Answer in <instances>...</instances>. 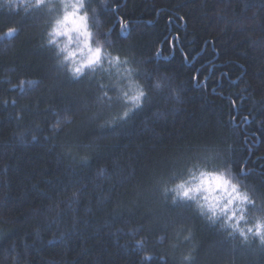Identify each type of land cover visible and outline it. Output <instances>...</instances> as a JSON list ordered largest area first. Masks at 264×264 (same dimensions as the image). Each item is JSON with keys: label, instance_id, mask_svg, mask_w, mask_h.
Returning <instances> with one entry per match:
<instances>
[{"label": "trees", "instance_id": "1", "mask_svg": "<svg viewBox=\"0 0 264 264\" xmlns=\"http://www.w3.org/2000/svg\"><path fill=\"white\" fill-rule=\"evenodd\" d=\"M120 3L131 17L129 29L124 31L120 30L111 5L101 9L103 23L113 25L109 35L116 46L124 47L132 40L138 56L153 55L154 46L161 41V48L177 47V54L166 63L188 82L181 84L176 76L165 78L166 87L170 79V86L179 89L183 96L170 105L161 94L154 93L144 110L115 133L108 129L97 131L89 114L79 112L77 87L53 75L51 50L40 47L35 35L38 23L35 14L29 19L0 12V33L12 22L20 21L25 25L22 37L0 35V56L11 52L10 44L17 47L14 56L0 62V93L7 92L11 83L5 69L9 64L14 65L15 68L9 69L13 82L17 77H24L14 94L29 103L26 120L41 125L35 143L27 148L16 147L21 141L8 138L16 123L15 110L0 105V168L6 166V172L0 171V221L8 228L0 234V264H9L17 251L21 264L25 259L31 264H43L46 258L53 264H125L123 253L114 249L112 240L103 230L97 233L95 228L104 219L108 221L109 231L116 225L125 228L142 225L147 218L141 216L140 210L112 215L110 201L103 211L89 218L90 226L81 225L78 233L52 246L37 242L31 232L34 224L42 223V217L32 215L30 209L47 202L33 189V183L38 182L49 195H55L59 189L87 178L94 167L116 156L121 157L126 166L113 177L118 181L112 192L113 199H127L135 188L141 192L144 204L155 209L159 223L178 215L181 219L188 218L180 207L173 209L161 204L159 184L153 183L155 176H169L176 170L175 165L165 161L179 146H185L187 152L194 145L215 161L219 157L214 156L213 150H223L238 172L242 165L250 170L240 172L246 182L264 184V102H256L264 91V0H120ZM176 12L184 15L188 22L180 21ZM170 16L176 23L170 22ZM222 28L225 30L221 31ZM177 35L179 41L174 39ZM181 50L192 53L189 62L183 61L179 55ZM225 56L236 57L248 66L255 87L251 96L237 86L241 80H237V85L232 84V80L237 79L233 73L238 74L240 69L225 63ZM155 59L157 64L163 60L162 57ZM192 76L198 77L196 83L203 80L207 88H195ZM37 101L39 106L35 107ZM45 105L52 108L44 110ZM153 107L160 111L153 114ZM171 107L178 110L176 115L172 114ZM73 113L78 114V125L53 136L49 123H63L65 117ZM93 137L100 149L87 167L73 165L62 154V144ZM132 167L135 174L129 171ZM68 203L74 208L77 206L71 200ZM191 218L202 239L215 237V230ZM70 222L71 218L66 217L65 223ZM42 227L45 236L52 230L46 224ZM125 260L127 264H134L131 256ZM148 264L158 262L152 260Z\"/></svg>", "mask_w": 264, "mask_h": 264}, {"label": "clouds", "instance_id": "2", "mask_svg": "<svg viewBox=\"0 0 264 264\" xmlns=\"http://www.w3.org/2000/svg\"><path fill=\"white\" fill-rule=\"evenodd\" d=\"M109 5L120 30L129 29L131 17L120 0H0V12L29 19L35 14L38 18L35 35L40 47L51 50L53 75L77 87L79 112L89 114L97 131L108 129L115 133L121 125L128 124L144 110L154 93L161 94V98L170 105L183 96L179 89L170 86V79L166 87L165 78L176 76L181 84L188 81L177 76L175 69L166 63L177 54V47L161 48V41L154 46L150 56H138L132 40L124 47H117L109 35L113 25L103 23L101 9ZM175 16L188 22L179 12ZM169 20L176 23L174 17L170 16ZM148 22L152 23L151 20ZM24 32V23L16 21L6 25L0 35L22 37ZM176 38L179 41L178 35ZM9 47L11 52L0 56V62L16 54V45L10 44ZM179 55L183 61L189 62L192 53L181 50ZM155 57H162V62L157 64ZM224 62L239 67V73H233L237 79L232 80V84L237 85V80H241L237 86L242 91L247 90L251 96L255 87L248 66L236 57L225 56ZM11 68L15 67L9 64L5 69L11 83L7 92L0 93V105L15 110L13 120L16 123L8 133L9 140H19L21 143L16 147L27 148L39 139L37 133L41 125L26 120L25 110L29 103L14 94V89L24 77H17L13 82ZM191 80L195 88L208 86L203 80L196 83V76ZM82 83L83 89H80ZM256 102H264V91L260 92ZM34 106H39L38 101ZM50 108L52 105L44 106V110ZM158 111V107L152 108L153 114ZM171 111L176 115L178 110L171 107ZM78 123V114L73 113L65 117L63 123L53 121L48 127L55 136L71 131ZM99 149L95 137L61 145L62 154L80 168L90 165ZM205 153L195 149L194 145L187 152L185 146H179L169 153L165 161L175 165L176 170L169 176L157 175L153 179V183L159 184L160 203L173 209L180 207L187 212L188 218L181 219L178 215L166 223H159L155 209L144 204L141 192L135 188L128 193L127 199L114 200L112 192L118 181L113 177L126 166V162L116 156L110 162L94 167L87 178L59 189L55 195H49L38 182L33 183V189L47 202L30 209L32 215L42 217V223L32 226V235L37 242L48 246L59 244L78 233L81 225L90 226L92 221L89 218L103 211L111 201L112 215L140 210L141 216L147 218L142 225L127 228L116 225L110 231L108 221L104 219L95 228L97 233L103 230L105 236L112 240L114 249L123 253L125 264L127 256L134 258V264H148L152 260L158 264H264V184L246 182L223 150L212 152L219 157L218 161ZM0 171L6 172V166ZM129 171L135 174L134 167ZM69 200L77 206L69 205ZM66 217L71 218L70 223H65ZM191 217L215 230V237L202 239ZM42 224L52 227L46 236ZM7 231L6 223L0 221V234ZM138 248L143 250L138 251ZM9 264H21L18 251L13 253ZM23 264L31 262L25 259ZM43 264H53V261L46 258Z\"/></svg>", "mask_w": 264, "mask_h": 264}, {"label": "snow or ice", "instance_id": "3", "mask_svg": "<svg viewBox=\"0 0 264 264\" xmlns=\"http://www.w3.org/2000/svg\"><path fill=\"white\" fill-rule=\"evenodd\" d=\"M174 39H177L176 37L174 38ZM196 78H198V77H196ZM235 103V101H233V104ZM246 171H250V170H248L247 169V166L246 165H242V167L240 168V172H246Z\"/></svg>", "mask_w": 264, "mask_h": 264}]
</instances>
